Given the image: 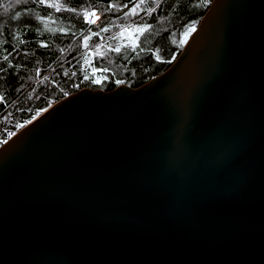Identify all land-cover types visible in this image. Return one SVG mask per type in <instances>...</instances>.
Masks as SVG:
<instances>
[{"label":"water","instance_id":"1","mask_svg":"<svg viewBox=\"0 0 264 264\" xmlns=\"http://www.w3.org/2000/svg\"><path fill=\"white\" fill-rule=\"evenodd\" d=\"M0 264H264V0H212L164 71L5 140Z\"/></svg>","mask_w":264,"mask_h":264},{"label":"trees","instance_id":"2","mask_svg":"<svg viewBox=\"0 0 264 264\" xmlns=\"http://www.w3.org/2000/svg\"><path fill=\"white\" fill-rule=\"evenodd\" d=\"M211 1L0 0V145L83 87H136L164 71Z\"/></svg>","mask_w":264,"mask_h":264},{"label":"snow or ice","instance_id":"3","mask_svg":"<svg viewBox=\"0 0 264 264\" xmlns=\"http://www.w3.org/2000/svg\"><path fill=\"white\" fill-rule=\"evenodd\" d=\"M41 2H43V0H41ZM132 12H133V14H135V9L133 8L132 9ZM93 14H95V13H93ZM151 27V25H146L145 26V30H147L148 28H150ZM105 31L107 30V29H104ZM141 50H143V49H141ZM114 51H116V52H120V48H115L114 49ZM135 57H133V59H134ZM0 71H2V69H0Z\"/></svg>","mask_w":264,"mask_h":264},{"label":"rangeland","instance_id":"4","mask_svg":"<svg viewBox=\"0 0 264 264\" xmlns=\"http://www.w3.org/2000/svg\"><path fill=\"white\" fill-rule=\"evenodd\" d=\"M98 16V18L96 19V20H94V21H92V18L93 17H97ZM86 19L88 20V21H91V22H96L98 19H99V15H97L96 13L95 14H88L87 16H86Z\"/></svg>","mask_w":264,"mask_h":264},{"label":"built area","instance_id":"5","mask_svg":"<svg viewBox=\"0 0 264 264\" xmlns=\"http://www.w3.org/2000/svg\"><path fill=\"white\" fill-rule=\"evenodd\" d=\"M24 126H25V125H24ZM21 128H22V127H21ZM21 128H20V129H21Z\"/></svg>","mask_w":264,"mask_h":264}]
</instances>
